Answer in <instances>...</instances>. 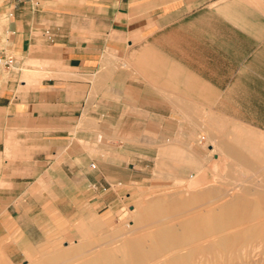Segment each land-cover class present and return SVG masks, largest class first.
Returning <instances> with one entry per match:
<instances>
[{
  "label": "crops",
  "instance_id": "0c3cea01",
  "mask_svg": "<svg viewBox=\"0 0 264 264\" xmlns=\"http://www.w3.org/2000/svg\"><path fill=\"white\" fill-rule=\"evenodd\" d=\"M0 51L17 60L0 73V232L15 238L11 255L34 237L25 224L38 215L33 202L49 201L32 196L25 168L71 190L73 127L84 140L94 121L99 158L131 182L198 167L210 177L197 154L201 129L222 126L217 118L264 135V0H0ZM30 61L42 75L32 84L18 72ZM226 136L220 156L233 159L242 142L250 151L264 144L247 132ZM41 147L53 160H39ZM99 167L94 186L105 193L121 177Z\"/></svg>",
  "mask_w": 264,
  "mask_h": 264
},
{
  "label": "rangeland",
  "instance_id": "374dc122",
  "mask_svg": "<svg viewBox=\"0 0 264 264\" xmlns=\"http://www.w3.org/2000/svg\"><path fill=\"white\" fill-rule=\"evenodd\" d=\"M35 65L41 64L30 61L18 70V72H22L24 80L30 84L37 82L40 79L39 76H42L32 70ZM48 65L51 64L46 61L42 63V66ZM217 122L222 126L201 129L199 138L201 149L197 154L200 164L207 167L211 178L205 170L198 167L196 171L192 169L185 176H177L176 178L173 174H155L148 176L147 180L143 182L126 180L127 174H124L122 168H112V159L108 157L99 158L101 151L95 142L94 121L89 122L86 127L87 132H83L87 135V138H83L84 140H80L81 129L73 127L72 141L69 145L66 144L67 151L70 150L71 152L70 192L67 189L65 191L62 189L63 184L60 186L58 182H54L55 176L48 175L49 182L46 183L41 178L38 180L32 177L31 170L25 168L26 181L36 179V183L31 185L32 196L40 197V199L44 196L49 201L39 202V207H36L38 202H33L34 210L38 215L34 216V222L31 223L29 217L25 224L34 226V230L28 232V235L34 237L24 238V248L21 255L15 256L11 255L10 252L7 253L6 245L15 242V238L3 237L0 232V264H84L87 262L88 264H125L126 262L128 264H162L163 261L169 260L177 252L178 254L185 253L192 248L198 249L194 256V264H264V226L246 242H243L242 238H238L231 251L227 250L223 253L218 247H212L211 250H204L201 247V244L206 243V240L213 239L215 241L221 235L230 234L231 231L241 227L243 229L244 225L246 228L251 224L258 223L260 219H263L259 218L260 215L258 214H256L257 217L252 215L246 222L224 231L197 235L200 227L199 220L207 216L208 210L216 207L219 202L208 204L209 206L207 203L212 200L216 201L224 190H230L228 196L237 192L254 200L256 207L264 206V199L262 198L264 194V151H262L264 147L262 148V145L264 144L257 143L256 149L250 151L247 150L246 143L242 142L241 150L233 152L235 158L233 159L228 154L220 156L224 151L219 142L221 136L232 137L239 132H247L258 137H264V135L219 118H217ZM203 135L206 137L205 141L201 140ZM209 144H213V147ZM212 148H214L213 151H211ZM22 150L20 153L25 155L22 161L24 163L31 162L30 157L34 152L29 149ZM41 150L46 152L47 158L42 156L40 161L53 160L54 155L51 148L41 147ZM64 151L62 143L59 148L60 158L56 159L58 163L64 161ZM242 156L247 161L241 159ZM66 161L68 160L66 159ZM114 161L119 163L120 160L116 158ZM1 162L0 158V170ZM101 162L104 164L105 174L116 171L115 175L121 177L112 182L113 184L109 185L111 189L105 193L96 190L94 186L100 178L99 163ZM183 162L191 163V160L185 158ZM93 165H97V167L95 168ZM157 170L162 169L158 168ZM118 171L122 172L118 173ZM165 171H171V169H165ZM191 174L193 176L196 174L207 175L210 183L206 187L215 188L214 195L216 198L213 195L208 202L207 200L198 201L192 198L194 189H189L188 193L182 191L189 178L191 179ZM3 186H5L4 179L0 175V188ZM59 186L61 189L57 190ZM200 188L203 190L205 186ZM69 193L71 202H61L60 199L67 198ZM154 200H158V206L160 203L162 206H152L153 203L151 202ZM182 202H189V204L184 205ZM161 207L168 208L174 213L159 221L162 218L159 213L163 211ZM160 208L161 210H159ZM150 212L152 215L149 214ZM188 220L191 221V225L186 231L183 223ZM163 226L172 228L169 233L172 243L169 244V247L161 246L157 237L158 230ZM246 234L243 232L240 236L244 237ZM240 245H243L242 247L247 245L246 249H239ZM131 247L135 250H130ZM148 248L159 249V251L155 250L154 254ZM148 251L150 253H146ZM132 253L133 255H131ZM57 255L64 258L52 259ZM102 257L104 258L102 259ZM124 259L125 261H123ZM97 260L101 263H97Z\"/></svg>",
  "mask_w": 264,
  "mask_h": 264
},
{
  "label": "bare ground",
  "instance_id": "6f19581e",
  "mask_svg": "<svg viewBox=\"0 0 264 264\" xmlns=\"http://www.w3.org/2000/svg\"><path fill=\"white\" fill-rule=\"evenodd\" d=\"M264 151V150H262ZM223 158V157H222ZM227 158V157H226ZM243 160L247 161L245 157L242 156ZM255 160V159H254ZM224 181V180H223ZM209 179L207 177V175L204 174H196L195 176H193L191 174V179L189 178V181L186 183V187L184 188V190L182 191H189V189H194V193L192 195V198L194 200H198V201H204V200H211V196L214 195L215 193V188H208L206 187L209 184ZM222 183V182H221ZM178 184V183H177ZM201 186H205V188L203 190H200ZM237 187V186H236ZM188 188V189H187ZM182 189V188H181ZM220 190V189H219ZM236 191V190H235ZM172 192V191H171ZM188 193V192H187ZM230 193V190H224L219 198L216 201H211L207 203V206H209L211 203L213 202H219L218 205L216 207L211 208L210 210H208V214L207 216H205L203 219L199 220V233H197V235H202V234H207L209 232H214V231H224L225 229H229L232 228L236 225L242 224V222H246L248 219H250V217L252 215H255V217H257L256 214L260 215L259 218H263L260 219V221H258V223L256 224H251L250 226L245 228L240 229L238 228V230H234L231 231L230 234H225V235H221L218 237L217 240H206V243L201 244V247L204 250H211L212 247H218L220 248V252H226L231 251L234 248L235 242L238 238H242L243 242H246L248 240H250L255 233L261 229L264 226V206L258 208L256 207V202L252 199H250L249 197H246L242 194H238L233 193L231 195L228 196V194ZM186 194V193H185ZM169 196V194H168ZM186 196V195H185ZM216 198V195H214ZM218 196V195H217ZM225 196H228V198H225ZM210 198V199H209ZM262 198L264 199V194L262 195ZM164 199V198H163ZM152 206H158V200H154ZM150 203V204H151ZM182 204L184 205H188L189 202H182ZM209 204V205H208ZM162 206V203L159 204V206ZM158 206V207H159ZM163 209V211L159 212L161 217L159 221H162L163 218H167L168 216L172 215L174 212L165 209V207H161ZM161 208L159 210H161ZM207 208V207H206ZM151 209V208H150ZM170 209V208H169ZM172 209V208H171ZM193 209V208H192ZM187 212V210H186ZM152 212H150L149 214H151ZM154 213H156L154 211ZM158 213V212H157ZM197 214V213H196ZM152 215V214H151ZM158 215V214H157ZM175 215V214H174ZM193 215V214H192ZM195 215V213H194ZM193 215V216H194ZM188 216V215H187ZM150 217V216H149ZM191 217V216H190ZM154 218V217H153ZM188 218V217H186ZM197 218V217H196ZM182 223V222H181ZM184 225V229L186 231H188L190 225H191V221H185L183 223ZM172 231L171 227H161L158 230V235L157 237L159 238L160 242H161V246L163 247H169V244L172 243V239L169 237V233ZM198 232V231H197ZM243 232L247 233L246 235H244V237H241L240 235L243 234ZM131 234V233H130ZM137 236V235H136ZM135 238V237H134ZM157 239V238H156ZM136 240V239H135ZM126 242V241H125ZM205 242V241H204ZM124 243V242H123ZM138 243V242H137ZM250 243V242H249ZM248 243V244H249ZM261 243V242H260ZM126 244V243H125ZM136 244V243H135ZM194 244V243H193ZM259 244V243H258ZM133 245V244H131ZM124 246V244H123ZM155 246V245H154ZM171 246V245H170ZM243 245H240L239 249H246V246L242 247ZM249 246V245H248ZM257 246V245H256ZM125 247V246H124ZM139 247V246H138ZM195 247V246H194ZM238 247V245H237ZM252 247V246H251ZM255 247V246H254ZM127 248V246H126ZM132 248V247H131ZM124 249V248H123ZM122 249V250H123ZM150 248H148L149 250ZM128 250V249H127ZM132 251V249H130ZM154 251L159 249H150L149 251ZM161 250V249H160ZM217 250V249H216ZM235 250V249H234ZM146 252V253H150V252ZM109 252V251H108ZM124 252V250H123ZM157 252V251H156ZM198 252L197 248H192L191 250H189L188 252H182L180 254H174L169 260H165V262L163 261L162 264H194V256L195 254ZM128 253V252H127ZM176 253V252H175ZM238 253V252H237ZM248 253V252H247ZM108 254V253H107ZM125 254V253H123ZM135 254V252H134ZM155 254V253H154ZM219 254V253H218ZM230 254V252H229ZM246 254V252H245ZM62 255V254H61ZM103 255V254H102ZM133 255V253L131 254ZM153 255V254H152ZM93 256V255H92ZM99 256V255H98ZM105 256V255H104ZM130 256V255H128ZM148 256H150L148 254ZM62 256H54L52 259H60ZM134 257V256H133ZM253 257V256H252ZM64 258V257H62ZM61 258V259H62ZM99 258V257H98ZM104 257H102L103 259ZM220 259V258H219ZM245 259V258H244ZM107 260V259H105ZM104 260V261H105ZM130 260V258H129ZM221 260V259H220ZM103 261V260H101ZM103 261V262H104ZM125 261V259L123 260ZM97 263H101L97 260ZM127 263V262H126ZM125 263V264H126ZM131 263V262H130ZM161 263V262H160ZM84 264H88L84 263ZM128 264V263H127ZM134 264V263H133Z\"/></svg>",
  "mask_w": 264,
  "mask_h": 264
},
{
  "label": "built area",
  "instance_id": "2783aa9c",
  "mask_svg": "<svg viewBox=\"0 0 264 264\" xmlns=\"http://www.w3.org/2000/svg\"><path fill=\"white\" fill-rule=\"evenodd\" d=\"M17 66V60L12 54L0 51V73L13 70ZM95 167V165H93Z\"/></svg>",
  "mask_w": 264,
  "mask_h": 264
}]
</instances>
